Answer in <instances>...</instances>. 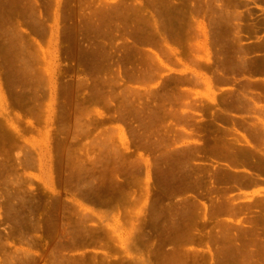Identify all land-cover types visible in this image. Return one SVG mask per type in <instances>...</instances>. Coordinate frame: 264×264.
<instances>
[{"label":"rangeland","instance_id":"rangeland-1","mask_svg":"<svg viewBox=\"0 0 264 264\" xmlns=\"http://www.w3.org/2000/svg\"><path fill=\"white\" fill-rule=\"evenodd\" d=\"M11 1L9 13L15 12L16 15L13 8L15 5L12 7V3L17 4L18 0ZM19 1L21 4L23 0ZM36 1L41 5L39 6L41 19L46 20L45 32L35 28L32 15L28 12L24 15V11L21 13L23 7L20 13H18L20 10L17 11V20L16 18L14 20L20 23L24 37L29 35L28 40L30 38L37 40L34 47L28 49L32 61L30 64L34 68L32 70L36 71L30 72L33 77L31 75L29 79L28 72L23 75L28 77L22 79L23 71L20 69L21 72L18 71L19 74L17 72L21 77L20 81L26 84L24 89L23 83L22 86L19 84L20 81L18 84L21 88L17 86L16 80L19 78L15 71L10 70L15 66L16 59H13L14 61L11 59L14 55L17 56V53H14L17 42L21 44V39L17 38L18 35L14 36L15 32L11 34L12 31L10 36L7 35L10 37L9 40L1 35L3 29L12 23L7 22L8 15L6 22L3 20L5 24L1 22L6 17L4 13L1 19L3 11H0V25L4 24V27L0 26L2 28L0 43L7 44L4 49L16 47L15 50L12 49L13 56L9 54V50L2 48L3 53L0 49L2 55L5 54L7 57L11 55L12 57L8 59L13 61L5 64L7 59L3 63L2 61L3 57H6L0 58L2 60L0 131L4 132V135L0 133V264H59L60 260H63L61 263L64 264L70 263L71 260H78L80 264H220L221 256L225 257L221 264H232L227 257H232L233 244L229 241L237 232L238 226L234 225L236 222L244 223L246 227L247 241L243 244L241 256L244 257L245 252L246 255L250 254L251 250L256 253L261 250L263 254L264 0H228L229 2L223 0L217 3V0H175L179 4H184H180V7L173 0L176 3L175 9L182 8L183 12L186 11L187 14L192 12L196 16L193 24L183 25L182 33L188 31L193 39L191 42L197 47L196 52L194 49V52L192 49L191 52L190 45L188 47L189 43L184 37L176 44L168 42L167 46L164 45L165 48H176L180 52L175 59L172 58L175 60L173 61L168 60L162 50L164 46L159 44L161 47L159 48L155 41L146 44L150 54L152 52L153 56L154 53L162 55L160 56L162 61L155 57V61L151 62L155 63L153 64L155 66L150 64L152 77L146 80L140 78L130 83L133 92L135 91L133 95L135 103L143 106L149 104L152 111L158 106L159 110L164 107L168 111L166 108L169 109L173 103L175 112L179 110L175 113L173 108H170L175 115H169L164 110L161 112L156 110L160 112L161 117L165 112L168 118L165 116L164 121L161 117L155 118L156 125L150 128L148 140L143 138L145 127L140 124V119L135 114H125V117L122 113L118 106L119 98L109 105L108 102L98 100L99 96H95L92 86L95 79L102 80L103 77H108L111 71L105 70V62L108 61L99 63L97 55L95 56L91 49L95 48V45L98 47L101 40L106 41L111 49H116L120 45V34L111 39L109 36L115 35L116 23L120 25L122 23V8L116 9H120L123 0H61L58 11L60 31L54 38L50 29L56 26L54 4L56 0ZM124 1L131 4L142 2L145 7L137 12H141L142 17L143 14L146 17L150 16L152 23L154 17L157 18V22L161 21L160 16L154 14V7L167 6V3L166 5L164 3L171 2V0ZM224 2L225 5L228 2L231 12L238 11L241 19L231 18L229 21L221 19L228 15L218 14L215 6ZM20 4L16 5L18 9ZM14 14L13 16L9 14L13 17L10 21L14 19ZM130 15L132 22V18L141 14L133 12ZM90 19L95 23L101 19L102 28H107V32H110L108 37L105 35L103 38V33L100 36L98 33L102 31H95L89 25ZM140 25L151 30L147 23ZM235 26H239V30L235 29ZM193 33L199 35L195 37ZM4 37L9 45L12 44L11 46L7 41H3ZM161 51L164 53L161 54ZM37 59L42 63L40 61L38 63ZM18 62L20 61L16 63ZM19 64L16 66L19 67ZM40 64L44 65L43 68ZM18 67L14 69L18 70ZM44 69L43 75H47L49 79L43 80L44 76L39 75L42 74L40 70ZM155 69L158 70L155 72ZM222 69L227 76L223 74ZM225 76L231 78L226 80ZM87 79H90L92 85L82 87V83ZM182 79L183 81H180ZM53 82L57 83L55 101H51L54 97L51 92ZM185 91L189 93L185 95ZM242 94L244 99H241ZM174 96L177 99L173 101ZM35 99L37 101L33 102ZM40 102L42 105L38 104ZM34 104L45 108L39 106L41 110L36 105V109ZM83 108L93 110L97 108L104 112V116L94 112L89 119L85 113H81L84 111ZM32 109L39 110L34 113L31 112ZM39 111L41 114L46 113L45 116H41ZM227 114H231L233 118L226 117ZM121 127L125 129L129 139L128 149L119 136ZM243 127L245 131L239 130ZM112 131L114 134H110ZM109 142L124 150V154L122 153L124 156L121 158L126 157L124 159H127L126 163L130 160L135 162L141 160L144 164V161L149 159L151 178L148 184L145 164L140 166V162L139 164L137 162L134 164L136 167L124 164L116 171L120 179L125 181L127 178L126 189L132 194L127 199L129 201L119 199L121 189L113 186L114 175L110 170L115 167L114 163L121 159H117L120 158L118 154L117 157L115 152L108 150V147H111L108 145ZM230 144L236 145L232 147L234 149L237 147V150L228 147ZM218 146L220 149L227 146L235 153L228 151L229 154L226 151L227 154L224 156H217L214 148ZM241 147L244 149L241 150ZM234 154L239 156V159L245 158V165L232 162ZM226 164L232 167L231 172L226 170ZM185 171H189L191 176L204 177L194 186L195 188L185 189L186 181L182 180L186 176ZM257 175L262 180L258 184L253 181L251 183L249 180H253ZM177 177L180 181L175 180ZM97 180L103 182V187L94 188L95 190H91L90 195L86 197L84 182L90 181L95 187ZM220 193L229 195L220 196ZM219 202H230L238 210L232 214L225 208L216 209ZM80 209L85 215V220L82 216L80 218ZM240 211L244 213L237 215ZM219 212L228 213L221 214L223 216L219 220L218 217H214ZM225 218L229 219L231 226L228 225L227 229V243L220 244L214 235L224 232L221 223ZM81 224L86 226L87 236L90 237H85L78 247L72 242L73 245L68 246L71 238L66 234L67 226L74 230ZM218 226L221 230H218ZM251 226L254 227L253 231L250 230ZM188 227L195 230L192 231ZM179 228L182 230L188 228L196 240L194 238L195 241L179 243L175 237ZM91 231L94 233L93 236L90 234ZM123 239L127 240L126 243H123ZM251 239L255 243L250 244ZM260 240L263 245L260 244ZM237 244L241 246L239 242ZM222 245L223 250L220 254ZM10 258H13V263L9 262ZM246 259L248 261L247 256ZM241 261L237 260L236 263L242 264Z\"/></svg>","mask_w":264,"mask_h":264},{"label":"bare ground","instance_id":"bare-ground-1","mask_svg":"<svg viewBox=\"0 0 264 264\" xmlns=\"http://www.w3.org/2000/svg\"><path fill=\"white\" fill-rule=\"evenodd\" d=\"M9 1H11V0H0V6H1V8H0V11H3V12H1L2 14V16H1V19L3 18V16L5 15V17H6V19L4 18V19H2V21L1 22H3L4 23V21L6 22V20H7V15H8V20H7V22L10 24V22L14 25H5L6 27H5V29H3V31H2V33H1V35L2 36H6V38H8V40H9V38L10 37H7V35H9L10 36V33H11V31H12V33L11 34H13L14 32V36H17V38L19 37V40L21 41V44L20 43H18L17 42V49H16V47L15 48H13V47H11V48H5V49H7L6 51H8L9 52V54H11L12 56H13V54L12 53H14V51L12 50V49H16V51H15V53L14 54H16L17 53V56L16 55H14L13 57L14 58H12L11 60H15L16 62L17 61H20V62H18V63H20L19 64V67L18 66H16L18 63H14L15 64V66L16 67H18V70H15V69H17L14 65H13V63H12V65L14 66V68L13 69H10L12 72H14L15 74H16V76H18V74H19V72L18 71H20L21 72V70L23 71V72H21V73H23L22 74V76L23 75H25V74H27L28 72H29V74H27V75H29V79H30V76L31 77H33V74H31L30 75V72L31 71H33L32 69H34L32 66V64H30L32 61H31V58L29 57V54H28V49L32 46V47H34V44H35V42H37V40L35 39V38H30V40H28L29 38V35H28V37H24V35H23V33H21V27H20V23L19 22H15L14 20H15V18H16V16H17V11H19L18 13H20L21 12V8L23 9L22 10V12L21 13H23V11H24V15H26V13L28 12L30 15H32L31 16V19H33V23L36 25V27L35 28H38V31L40 30V31H43V32H45V30H47V26L45 27V18H44V20L43 19H41V12H40V7L39 6H41L36 0H31V1H27V2H25V0H23L24 1V3H23V1L21 2V4H23V5H21L19 2V0H18V2H17V0L15 1V2H17V4L15 3L14 4V2L12 3L13 5H12V7L15 5H19L20 4V9H18V7H17V9H16V7L14 6L13 8H15L14 10L16 11V15L14 14V13H12V14H14L15 15V17H14V19L13 20H11L10 21V19H12L13 17V15L11 14V13H9L10 12V7H9V4H11V3H9ZM14 1V0H13ZM175 1V0H174ZM174 1L173 0H171V2H170V4L166 1L165 2V0L164 1H162V2H165L164 4L166 5V3H167V6H169V9L171 8L170 6H172V7H175L176 6V3L179 5V7H180V4H179V2H176V3H174ZM223 0H217L216 1V3L217 2H222ZM224 1H228V0H224ZM12 2V1H11ZM52 2V1H51ZM156 2V1H155ZM229 2V1H228ZM228 2H226V5H227V3ZM19 3V4H18ZM47 3V2H46ZM53 3V2H52ZM51 3V4H52ZM60 3H61V0H56V1H54V4L56 5V17H55V22H56V26H55V28L52 26L51 27V32H52V37L54 38V37H56V35H59V29H60V27H59V13H58V11H59V7H60ZM122 4H120V9H116V10H121V8H122V11H121V15H122V17L121 16H118V17H121L122 18V23H121V25L120 24H118V23H116V25L117 26H115L114 28H116L115 29V35L113 36L112 34H110V35H112V36H109L110 37V39L112 38V37H116L117 35H119L120 34V39H121V41L119 42L120 43V45L118 46V47H116V49H111L110 47H108V43L106 42V41H103V40H101V39H99V40H101L100 41V43H98L99 45H97L98 47H96V45H95V48H93V49H91V52H93L94 54H95V56L97 55V59L99 60V63H102V62H104V61H108V62H105L106 64H105V67H106V69L105 70H107V71H111L110 72V75L108 76V77H103L102 78V80H98V79H95L94 80V82H92V83H94L93 85H92V83H91V81H90V79H87V80H85L83 83H82V87H87V86H90V85H92L94 88V90H95V96L97 97V96H99L98 97V100H100V101H105V102H108V104L109 105H112V102H113V100H116V98H119L118 100L120 101V105H118L119 106V108H120V110L122 111V113L125 115V114H135V116L136 117H138L139 119H140V124L142 125V127L144 128L145 127V136H143V138L145 137V139L146 140H148L147 138L150 136V128H152L153 127V125L155 124L156 125V123H154V121H156V119H159L161 116H160V112L162 111V110H164L165 112H167L169 115H172V114H174V112H175V106L173 105V103H172V101H170V103H172V105H170L171 107H169V109L170 108H173L172 110L174 111L173 113L171 112V109L169 110L168 108H166L168 111H166L165 109H164V107H163V105H162V107H163V109L161 108L160 110L158 109V107L156 108V110L158 111H160L159 113L155 110V108L153 109V111H152V108L151 107H149L147 104V106L145 105V106H143V105H139V104H137V103H135V99L133 98V95H134V92H133V89H132V86L130 85V83L132 82V81H135V80H138V79H144L145 78V80H146V78H150V77H152V72H151V68H150V64H151V62H154L155 61V57H157V59H159L160 61H162V59L160 58V56H162V55H158V53H154V55L155 56H153V53L151 52V54H150V52H149V49L146 47V44L147 43H150V41L152 42V41H155V44H156V46L157 45H161V46H164V45H166L168 42H171L170 40H172V42L174 43V44H176L177 42H180V38H182V37H184L185 39H186V42L187 43H189L188 44V47H189V45H190V49L189 50H195V52H196V47H195V45H194V43H192L191 41L193 40L191 37V35L189 34V32L187 31L186 33H182V28H183V25H187V24H192V22H190V20H188V19H186V20H184V19H182L181 21H180V24L181 25H179V26H181V27H179V29H181V31H178V32H173L172 31V27H171V30H170V33L172 34V32L174 33V34H176V35H172L171 36V34H168V32L167 31H169L167 28H166V26L168 25V23L166 22V20H165V25H163V26H165V28L167 29V31H166V29L164 28V27H160L159 25H160V23H161V26H162V24H164L163 22H164V19H161V21H160V23H159V21L157 22V20L155 19V17H154V21H153V23L151 22V20L149 19L150 18V16L148 17H146L145 16V14H143L144 16L142 17V13L140 12V11H142V9H144V5H142L141 3H136V4H134V3H128L127 1H124L123 0V2H121ZM163 3H162V5H164ZM169 4V5H168ZM186 4V3H185ZM119 5V4H118ZM117 5V6H118ZM122 5V6H121ZM181 5H184V4H181ZM218 5H219V7H218ZM224 5V6H223ZM226 5H225V2H224V4H216V10H217V12H218V14H225V15H228V16H226V17H221V19H226L227 21H229L231 18L232 19H235V20H239V18L241 19V14L238 12V11H233V12H231V10H229V8H228V5H227V8H226ZM44 6V5H43ZM116 6V7H117ZM165 7V6H163V7H165L166 9L168 8V7ZM186 6H187V4H186ZM207 6V5H206ZM51 7H54V6H51ZM115 7V6H114ZM161 7V6H160ZM179 7H177V8H179ZM183 8H184V6H182ZM235 7V6H234ZM48 9V8H47ZM103 9H104V7H103ZM106 9V8H105ZM111 9V8H110ZM146 9V8H145ZM165 9V10H166ZM168 9V10H169ZM187 9V8H186ZM13 10V11H14ZM107 10V9H106ZM138 10H140L139 12L140 13H138L137 11ZM164 10V11H165ZM173 10V9H172ZM176 10H178L177 11V13H179V14H181L182 12H183V9L181 8V10H180V8L179 9H176ZM39 11V12H38ZM108 11V10H107ZM147 11V10H146ZM181 13H180V12ZM133 12H136L137 13V15H139V14H141V15H139L138 17H135V18H132L133 19V21L131 22L130 21V17L132 16V15H130V14H133ZM144 12V11H143ZM163 11H161V13H162ZM176 11H174V13H175ZM184 12H186V11H184ZM182 13V14H184V16L186 17L188 14H187V12L186 13ZM5 13V14H4ZM10 15H12V16H10ZM160 13V12H159ZM167 13V12H166ZM189 13V12H188ZM4 14V15H3ZM115 14H116V12H115ZM135 14V13H134ZM190 14V13H189ZM23 15V14H22ZM30 15H29V17H30ZM171 15V14H170ZM176 15V14H175ZM178 15V14H177ZM136 16V15H135ZM11 17V18H10ZM22 17V16H21ZM24 17V16H23ZM33 17V18H32ZM166 17V16H165ZM178 17V16H177ZM176 17V18H177ZM188 17V16H187ZM191 17V16H190ZM219 17V16H218ZM18 18H20V17H18ZM43 18V17H42ZM91 18V17H90ZM91 19H95V18H91ZM89 20V22H90V26L92 27V28H94L95 29V31L97 30V32H99V31H102V32H100V33H98L100 36L102 35L101 33H103V38L105 37V35H107L106 37H108V34L110 33V32H107V28L106 29H103L102 28V22H101V19H100V21L98 22V20L96 21V23L95 22H92V20ZM152 19V18H151ZM179 19H181V18H179ZM220 19V18H219ZM4 20V21H3ZM16 20H17V18H16ZM43 20V21H42ZM103 20V19H102ZM108 20V19H107ZM160 20V19H159ZM162 20H163V22H162ZM14 21V22H13ZM105 21V20H104ZM129 21L131 22V23H129ZM177 22H178V20H176ZM0 22V23H1ZM16 23V24H15ZM19 23V24H18ZM141 23H143V24H148L147 26H150L151 27V30L150 29H148V27H141ZM150 23H152V24H150ZM166 23H167V25H166ZM5 24V23H4ZM4 24H1V25H3V27H4ZM18 24V25H17ZM33 24V26H35ZM177 24V23H176ZM179 24V23H178ZM177 24V25H178ZM0 25V26H1ZM51 25V24H50ZM111 26V25H110ZM20 27V28H19ZM177 27V28H178ZM164 28V29H163ZM235 29H238L239 30V26H235L234 27ZM1 30H2V28H0ZM32 29H33V27H32ZM109 29V28H108ZM189 29V28H188ZM203 29H204V27H203ZM234 29V30H235ZM0 30V31H1ZM19 30H20V32H19ZM35 30V29H34ZM88 30V29H87ZM90 30V29H89ZM92 30V29H91ZM183 30H184V28H183ZM37 31V30H36ZM94 31V30H93ZM94 31V32H95ZM237 31V30H236ZM90 32V31H89ZM205 32V31H204ZM47 33V32H46ZM112 33V32H111ZM239 33V32H238ZM5 34V35H4ZM97 34V33H96ZM97 34V35H98ZM114 34V33H113ZM194 35H196L195 37H197V35H199V34H197V33H193ZM98 35V37H100ZM205 35H206V32H205ZM43 36V35H42ZM88 36V35H87ZM92 36V35H91ZM194 37V36H193ZM199 37V36H198ZM5 38V37H4ZM3 38V41L5 42V41H7V39L5 40ZM192 39V40H191ZM99 40H98V42H99ZM184 40V39H183ZM12 41V40H11ZM10 41V42H11ZM19 41V42H20ZM174 41H176V42H174ZM1 43H3V42H1ZM0 43V45H2ZM7 43H8V41H7ZM11 43H13V42H11ZM16 43V42H15ZM30 43V44H29ZM97 43V42H96ZM10 43H8V45H9ZM32 44V45H31ZM4 45V46H3ZM2 45V47L0 48L1 50H2V48L4 49V47H5V45H7L6 43H4ZM12 45V44H11ZM11 45H9V46H11ZM14 45V44H13ZM19 45H21V46H19ZM160 45H159V48H161L160 47ZM169 45V44H168ZM19 46V47H18ZM167 46V45H166ZM191 46L193 47V48H191ZM241 47V46H240ZM20 48V49H19ZM4 49V50H5ZM19 49V50H18ZM1 50H0V54L2 53L1 52ZM17 50H18V52H17ZM162 50L166 53L165 55H167V57H168V60H173V61H175L174 59H175V57H177V55H179L178 53H180L179 52V50H177L176 48H171V47H169V49H167V48H165V46H164V49H163V47H162ZM192 50H191V52H192ZM194 50H193V52H194ZM3 51V50H2ZM13 51V52H12ZM20 51V52H19ZM163 51H161V54H163L164 52ZM31 52V51H30ZM3 53H4V51H3ZM2 53V54H3ZM186 53V52H185ZM1 54V57L0 58H2L3 56H5L6 58H4L3 57V61L0 59V63H1V61H2V63L4 62V60L5 59H7V60H5L7 63H5V64H8L9 62L8 61H11V60H9L12 56L10 55L9 57H7L5 54L4 55H2ZM90 54H92V53H90ZM190 54V53H189ZM7 55H8V53H7ZM164 55V56H165ZM185 55V54H184ZM183 55V56H184ZM186 55H187V53H186ZM243 55V54H242ZM15 56L17 57V58H15ZM92 56V55H91ZM188 57H189V55H187ZM20 57V60H18V58ZM9 58V59H8ZM40 58V57H39ZM172 58H174V59H172ZM179 58V57H178ZM41 59V58H40ZM40 59H37V62L38 61H40V63H42L41 62V60ZM188 59V58H187ZM13 60V61H14ZM193 60V59H192ZM13 61H11V62H13ZM179 61V60H178ZM177 62V61H176ZM39 63V62H38ZM157 63V62H156ZM178 63V62H177ZM224 63V62H223ZM5 64H3V65H5ZM153 64H155V63H153ZM153 64H151V65H153ZM9 65H11V64H9ZM32 65V66H31ZM41 65V64H40ZM43 65V64H42ZM42 65H41V67H42ZM103 65V64H102ZM36 66H37V63H36ZM39 66V65H38ZM44 66V65H43ZM153 66H155V65H153ZM157 66V65H156ZM243 65H241V67H242ZM2 67V66H1ZM11 67V66H10ZM9 67V68H10ZM29 67H30V70H29ZM40 67V66H39ZM223 67V66H222ZM225 67H227V66H225ZM3 68V67H2ZM43 68V67H42ZM97 68V67H96ZM95 68V69H96ZM99 68V67H98ZM100 68L101 69H103V67L102 66H100ZM231 68V67H230ZM21 69V70H20ZM41 69V68H40ZM159 69V68H158ZM157 69V70H158ZM48 70V69H47ZM156 69H155V72L157 71ZM35 71V70H34ZM33 71V72H34ZM96 71V70H95ZM153 71H154V69H153ZM222 72H223V74H226V73H224L225 71L222 69L221 70ZM17 72H18V74H17ZM25 72V73H24ZM32 72V73H33ZM36 72V71H35ZM42 72V74H39V75H41V77L42 76H44L43 75V73L45 72V69L42 71V70H40V73ZM230 72V71H229ZM13 73V74H14ZM101 73V72H100ZM10 74V73H9ZM12 74V75H13ZM45 74V73H44ZM47 74V73H46ZM49 74V73H48ZM222 74V75H223ZM21 75V74H20ZM26 75V77L25 76H23L22 77V79L25 77V78H27L28 76ZM100 75V74H99ZM10 76H11V74H10ZM35 76V75H34ZM47 75H45L44 76V78H42L43 80H46L48 77H46ZM226 76H227V74H226ZM225 76V77H226ZM243 76V75H242ZM12 77V76H11ZM40 77V76H39ZM224 77V76H223ZM18 78H19V80L17 79L16 80V83H17V86H19L20 87V85L22 86V84L21 83H23V88L22 89H24V87H26V86H24V85H26L25 83H24V81H20V78L21 77H19L18 76ZM231 77H226L225 79L226 80H229ZM21 79V80H22ZM41 79V78H40ZM39 79V80H40ZM41 79V80H42ZM49 79V78H48ZM25 80V79H24ZM19 81H20V83H19ZM26 81V80H25ZM54 81V80H53ZM180 81H183V79L182 80H180ZM50 82V81H49ZM15 83V84H16ZM20 85H19V84ZM48 83V82H47ZM51 84V83H50ZM30 85V84H29ZM16 86V87H17ZM28 86V85H27ZM31 86V85H30ZM105 87H107V88H105ZM21 88V87H20ZM50 88L51 87H49V90H50ZM80 89V88H79ZM119 89V90H118ZM34 90V89H33ZM93 90V91H94ZM51 92L54 94V97H52V100L51 101H55L56 100V97H55V95H56V93H57V83H55V82H53L52 83V90H51ZM164 92V91H163ZM179 92V91H178ZM186 92V91H185ZM51 93V94H52ZM98 95H97V94ZM189 93V92H188ZM187 92L186 93H184L185 95H187L188 94ZM136 94V93H135ZM180 94V93H179ZM243 95L244 94H242V98L241 99H244L243 98ZM170 97L172 96V95H169ZM168 96V98L170 99V97ZM167 97V96H166ZM181 97V96H180ZM29 98V97H28ZM174 98H175V96H174ZM173 97H172V100L174 101V100H176L177 98H175L174 99ZM182 99H183V97H181ZM32 99H34V97H32ZM37 99H39V98H37ZM138 99V98H137ZM145 99V98H144ZM29 100V99H28ZM31 100V99H30ZM248 100V99H247ZM35 101H37L36 99L35 100H33V102H35ZM39 101V100H38ZM166 101V100H165ZM179 101V100H178ZM178 101H176V102H178ZM235 101V100H234ZM243 102H245L244 100H242ZM253 101H255V100H253ZM229 102V101H228ZM54 103V102H53ZM52 103V112H53V109H54V104ZM104 103V102H103ZM169 103V102H168ZM175 103V102H174ZM180 103V102H179ZM178 103V104H179ZM230 103V102H229ZM38 104H40V105H42V103L40 102V103H38ZM38 104H36V105H38ZM35 105V104H34ZM36 105L34 106V108H36L37 109V107H36ZM40 105H38V108H39V106ZM185 105V104H184ZM31 106V105H30ZM174 106V107H173ZM180 106H181V103H180ZM41 107V106H40ZM117 107V106H116ZM42 109H44L43 107H41ZM41 108H39V109H41ZM90 108V107H89ZM89 108H83V110L84 111H81V113L83 112V113H85V115H86V117L87 118H89V119H91L92 118V116L94 115V112L95 113H98V115L99 116H104V112L103 111H101V110H99V109H94L93 110V108L92 109H89ZM160 108V107H159ZM228 108V107H227ZM254 108V107H253ZM36 109H32V111L31 112H34V113H37L38 112V110H36ZM41 109V110H42ZM257 109V108H256ZM34 110H36V112L34 111ZM40 110V111H41ZM222 110V109H221ZM39 111V114H41V112ZM163 111V112H164ZM177 111H179V110H177ZM175 112V113H178V112ZM258 111V110H257ZM262 111V110H261ZM264 111V110H263ZM127 112V113H126ZM153 112V113H152ZM162 112V113H163ZM164 112V114L162 115L163 117H161L162 119H163V121H164V117L166 116V113ZM33 113V114H34ZM121 113V114H122ZM45 114L46 113H44V112H42V114H41V116H45ZM167 114V115H168ZM264 114V113H263ZM123 115V116H124ZM175 115V114H174ZM179 115V114H178ZM178 115H176V116H178ZM187 115V114H186ZM39 116V115H38ZM55 116V115H54ZM53 116V117H54ZM125 117H126V115H125ZM167 117V116H166ZM171 117V116H170ZM226 117H228V118H230V119H232L233 118V116L231 115V114H227L226 115ZM244 117V116H243ZM133 118V117H132ZM156 118V119H155ZM168 118V117H167ZM148 119V120H147ZM180 119V118H179ZM219 119V118H218ZM82 120V119H81ZM85 120V119H84ZM262 120H263V118H262ZM159 121V120H158ZM254 124V123H253ZM161 125H163V124H161ZM258 125V124H257ZM264 125V124H263ZM256 126V125H255ZM259 126V125H258ZM87 127H88V125H87ZM255 128V127H254ZM147 129V130H146ZM5 130V129H4ZM152 130V129H151ZM157 130V129H156ZM3 131V130H2ZM226 131H230V130H227L226 129ZM251 131V130H250ZM113 133H111L110 132V134H114V131H112ZM257 132V131H256ZM259 132V131H258ZM0 133H1V135L4 133V132H1L0 131ZM138 133H140V132H138ZM181 133V132H180ZM185 133V132H184ZM118 134V133H117ZM142 134V133H141ZM141 134H139L140 136H141ZM142 134V135H143ZM182 134V133H181ZM230 134V133H229ZM4 135V134H3ZM185 135V134H184ZM6 136V135H5ZM113 136V135H112ZM112 136H109L110 138L112 137ZM119 136H120V138H121V140H122V143H123V145L125 146V148L126 149H128L129 148V139H128V136H127V133H126V131H125V129L123 128V127H121L120 128V131H119ZM2 137V136H1ZM50 137V136H49ZM142 137V136H141ZM15 139V138H14ZM18 139V138H17ZM113 139V138H112ZM111 139V140H112ZM152 139V138H151ZM16 140V139H15ZM140 140V139H139ZM225 140V139H224ZM233 140H235V139H233ZM237 141V140H236ZM16 142V141H15ZM108 142V141H107ZM230 143V142H229ZM13 144V143H12ZM139 144V143H138ZM219 144V143H218ZM238 144V143H237ZM15 145H17V143L15 144ZM106 145V144H105ZM108 145H111V143L109 142V144ZM107 145V146H108ZM113 145V146H112ZM111 145V147L109 146L108 147V150H112L113 152H115L114 154L117 156V154H118V156H120V158H117V159H121V160H119L118 162H115L114 163V166L115 167H113L112 168V170H110L112 173H113V177H112V183H113V186H115V187H118V188H120L121 190H120V193H119V199L120 198H122V199H124V201H126L132 194H131V192L130 191H128L127 189H126V184H127V178L125 179V181L123 180V179H120L119 177H118V175L116 174V173H118V172H116L118 169H121L122 167L121 166H123L124 164H125V166H128V165H130L131 167L132 166H135L136 164H137V162H138V164H139V162H140V166H144V164H145V166H146V178H147V184L149 183V180H150V178H151V171H150V164H149V159H146L145 161L144 160H142V161H144V164L141 162V160L140 161H137V162H135V161H132V160H130V161H127V163L125 162L126 160H124L126 157H124L123 159L121 158V157H123L124 155V150L122 151V149H119V146H117V145H115V144H112ZM115 145V146H114ZM220 146V145H219ZM228 146V145H227ZM222 147L223 149H224V151H225V154H227V153H229L230 154V152H228V151H233V150H237V147L234 149L232 146H234V145H232L231 146V144H230V146H228V147H231V148H233V150L231 149V148H228V147ZM236 146V145H235ZM234 146V147H235ZM49 148H51V147H49ZM244 148L243 147H241V150H243ZM251 149V148H250ZM226 151H227V153H226ZM237 152V151H236ZM239 152V151H238ZM237 152V153H238ZM260 152V151H259ZM43 153V152H42ZM41 153V154H42ZM51 153V152H50ZM109 153V152H108ZM123 153V154H122ZM233 153H235L234 151H233ZM232 153V154H233ZM247 153V152H246ZM248 153H249V151H248ZM76 154V153H75ZM120 154H122V156L120 155ZM195 154V153H194ZM114 155V156H115ZM180 155V154H179ZM224 155V154H223ZM117 156V157H118ZM116 158V157H115ZM187 158V160H188V157H186ZM240 157L239 156H237V155H232V162H234L235 164H237V163H241L242 165H245V158L244 159H239ZM190 159V158H189ZM252 159V158H251ZM125 162V163H123V161ZM136 160V159H135ZM98 161V160H97ZM119 162H122V163H119ZM263 162V161H262ZM217 163V162H216ZM116 164V165H115ZM135 164V165H134ZM143 164V165H142ZM138 165V166H139ZM188 165V164H187ZM217 165V164H216ZM225 165V164H224ZM257 165V164H256ZM121 167V168H120ZM136 167V166H135ZM232 167L228 164H226V170L228 171H230V169H231ZM90 169V168H89ZM205 169V168H204ZM220 169H222V168H220ZM225 169V168H224ZM123 170V169H122ZM137 170V169H136ZM5 171V170H4ZM119 171V170H118ZM191 171V170H190ZM226 171V172H227ZM1 172V171H0ZM185 172H187V171H185ZM231 172V171H230ZM192 173V172H191ZM216 174H217V172H215ZM228 173V172H227ZM250 173V172H249ZM196 174V173H195ZM227 175V174H226ZM231 175V174H230ZM185 176V175H184ZM214 176H215V174H214ZM228 176V175H227ZM233 176V175H232ZM251 176V175H250ZM202 177H204L203 175H202ZM202 177H200V175H196V176H191V174L189 173V171L186 173V176L184 177V179H182L184 182L186 181V184L184 185L185 187V189H189V188H192V187H194L195 185H197L198 184V182L201 180V178ZM211 177V176H210ZM216 177H217V175H216ZM224 177V176H223ZM226 177V176H225ZM253 177V176H252ZM85 178V177H84ZM105 178V177H104ZM172 178H174V177H172ZM183 178V177H182ZM215 178V177H214ZM219 178H222V177H219ZM177 179H178V177L175 179L176 181H177ZM179 179H180V176H179ZM178 179V180H179ZM90 180V179H89ZM181 180V179H180ZM179 180V181H180ZM212 181H213V176H212V179H211ZM219 180H221V179H219ZM260 180H262V178L261 177H259L258 175L256 176V177H254L253 178V180H249V181H251V183H252V181L253 182H257V184H258V182H260ZM101 181V180H100ZM99 181V182H100ZM176 181H175V183H176ZM97 182V184H95V187L93 186L94 184L92 183V182H90V181H85L84 183H85V192H84V194L86 195V197L87 196H89L90 195V193H91V190L93 191V190H95V189H100V188H102L103 186L102 185H104L103 184V182L101 181V183H99L98 182V180L96 181ZM165 182V181H164ZM206 182V181H205ZM211 182V181H210ZM168 183V182H167ZM214 183V182H213ZM21 184V183H20ZM80 184V183H79ZM93 184V185H92ZM212 184V183H211ZM213 185V184H212ZM77 186V185H76ZM168 186V185H167ZM206 186V185H205ZM214 186V185H213ZM212 187V186H211ZM95 188V189H94ZM170 188V187H169ZM178 188V187H177ZM195 188V187H194ZM216 188H217V185H216ZM219 188V187H218ZM217 188V189H218ZM215 189V188H214ZM82 190V189H81ZM216 190V189H215ZM118 191V190H117ZM221 191V190H220ZM81 192H83V191H81ZM90 192V193H89ZM222 192V191H221ZM99 193V192H98ZM217 194V193H216ZM104 196V195H103ZM222 196V195H221ZM227 197V196H226ZM122 199L120 200V201H122ZM127 201H129V200H127ZM190 201V200H189ZM216 201V200H215ZM231 201V200H230ZM198 202V201H197ZM65 203V202H64ZM124 203V202H123ZM228 203H230V202H228ZM227 203V204H228ZM8 204V203H7ZM125 204V203H124ZM155 204V203H154ZM214 204V203H213ZM231 205H232V203H230ZM195 205H196V203H195ZM190 206V205H189ZM82 207V206H81ZM199 208V207H198ZM218 208V207H217ZM38 209V208H37ZM77 210H78V207L76 208ZM198 210V209H197ZM49 211H50V209H49ZM72 211V210H71ZM76 211V210H75ZM80 211H81V215H80V218H81V216H82V218L84 219L85 217V215H83V213H82V209H80ZM12 218V217H11ZM66 218V217H65ZM72 218V217H71ZM175 218V217H174ZM28 219V218H27ZM69 220V219H68ZM85 220V219H84ZM260 220V219H259ZM19 221V220H18ZM47 223V222H46ZM39 225V224H38ZM176 226H179V225H176ZM176 226H175V228H176ZM185 227V226H184ZM73 228V227H72ZM190 230H195V229H192V228H190V227H188ZM187 228V230L188 231H186L187 233H184L185 232V230H186V228H185V230H182V231H184V232H181V231H179V232H177L179 235H180V232H181V234L183 233V235L185 236V237H187L188 239L190 238V237H188V236H191V237H194L193 236V232L192 231H190L189 229ZM194 228H196V227H194ZM226 228V227H225ZM102 229V228H101ZM178 229V228H177ZM180 229V228H179ZM184 229V228H183ZM227 229V228H226ZM253 229V228H252ZM63 230H65V229H63ZM97 230V229H96ZM103 230H104V228H103ZM66 234H68V235H70V243L68 244L67 242V244H68V246L69 245H73V244H75V245H77V247H78V245L80 246V243H82L81 241L82 240H84L85 239V237H90V235L89 236H87L88 235V230H87V228H86V226H83L82 224H81V226H79L78 228H75L74 230L72 229L71 230V228L69 229L68 228V226H67V228H66ZM65 231H63V232H65ZM192 232V233H191ZM93 232L91 231L90 232V234L93 236V234H92ZM190 233V234H189ZM189 234V235H188ZM183 235L181 236V237H183ZM188 235V236H187ZM91 236V237H92ZM178 236V235H177ZM63 237V236H62ZM176 237V236H175ZM201 237V236H200ZM95 238V237H94ZM148 238V237H147ZM184 238V237H183ZM195 238V237H194ZM261 238V237H260ZM146 239V238H145ZM188 239H186V242L188 243ZM196 239V238H195ZM126 240V239H125ZM124 239H123V243H126V241H125ZM184 240H185V238H184ZM188 240V241H187ZM191 240V242L193 241V238L192 239H190ZM259 240V239H258ZM183 241V239L180 241V242H182ZM252 241L254 242V240L252 239ZM261 241V240H260ZM71 242L73 243V244H71ZM178 242V241H177ZM179 242V243H180ZM184 242V241H183ZM182 242V243H183ZM64 243V242H63ZM77 243H79V244H77ZM185 243V242H184ZM255 243V242H254ZM65 244V243H64ZM250 244H253L252 242L250 243ZM257 244V243H256ZM261 245H263L262 244V242L260 243ZM260 244H258V245H260ZM66 245V244H65ZM67 246V245H66ZM70 246V247H71ZM251 246V245H250ZM62 247H64V245H62ZM261 247V246H260ZM264 248V247H263ZM260 249V248H259ZM183 250V249H182ZM66 251V250H65ZM252 251V252H251ZM250 252V255H254V252H253V250H251ZM264 251V250H263ZM63 252V251H62ZM175 252V251H174ZM176 252H177V250H176ZM195 252V251H194ZM193 252V253H194ZM61 253V252H60ZM178 253H179V251H178ZM178 253H175V254H178ZM185 253V252H184ZM186 253H188V252H186ZM180 254H182V253H180ZM8 255V254H7ZM183 255V254H182ZM5 256V255H4ZM59 256V255H58ZM64 258V257H63ZM225 258V257H224ZM232 258V257H231ZM250 258H252V257H250ZM249 258V259H250ZM258 258V257H257ZM246 259V258H245ZM256 259V258H255ZM10 261V263H13V258H10L9 259ZM71 260V259H70ZM247 260V259H246ZM245 260V261H246ZM61 261H63V260H60V263H61ZM72 261V262H71ZM70 261V263L72 264L73 262V264H76L77 262H78V264H80L79 263V261L78 260H71ZM22 262H23V260H22ZM67 262V261H66ZM69 262V261H68ZM94 262V261H93ZM59 263V264H60ZM70 263H68V264H70ZM95 263V262H94ZM228 263V262H227ZM61 264H64V262L63 263H61Z\"/></svg>","mask_w":264,"mask_h":264},{"label":"crops","instance_id":"crops-1","mask_svg":"<svg viewBox=\"0 0 264 264\" xmlns=\"http://www.w3.org/2000/svg\"><path fill=\"white\" fill-rule=\"evenodd\" d=\"M154 5L156 6V4L154 3ZM166 7V6H165ZM165 7H158V5H157V7H154V9H155V15H158V16H160L159 18H161V19H164V22H163V20H162V22L164 23V24H162V26H161V23H160V26L161 27H164L165 28V26H163V25H165V20H166V22L168 23V25H167V23H166V28L169 30V31H167V29H166V31L168 32V34H171L170 33V30H171V27L173 28L172 29V31L173 32H178V31H180V29H179V27H181V26H179V25H181L180 24V21L182 20V19H184V20H186V19H190L191 20V22H192V24H193V22H194V20H196V16H194V14L191 12L190 14H188L186 17L184 16V14H182L180 11V13L181 14H179V13H177V11L178 10H176L174 7H171L170 9H169V6H168V9H166ZM166 9V10H165ZM173 9V10H172ZM165 10V11H164ZM161 11H163L162 13H161ZM174 11H176L175 13H174ZM160 12V13H159ZM167 12V13H166ZM171 14V15H170ZM176 14V15H175ZM178 14V15H177ZM166 16V17H165ZM178 16V17H177ZM191 16V17H190ZM177 17V18H176ZM179 18H181V19H179ZM157 19V18H156ZM176 20H178V22L176 21ZM178 25H177V24ZM188 25H191V23L190 24H188ZM171 26V27H170ZM179 26V27H178ZM178 27V28H177ZM163 28V29H164ZM172 32V34H171V36L174 34ZM174 35H176V34H174ZM173 40V39H172ZM172 40H170L171 42H172ZM174 42H176V41H174ZM239 130H242V131H245V127H243V129H239ZM214 151L217 153V156H224L223 154H225V152L223 151V149H220V147L218 146V147H216V148H214ZM241 159H243V158H241ZM224 189H222V191H223ZM220 191V190H219ZM220 196L222 195V196H225V195H229L228 193H220L219 194ZM223 201V200H222ZM222 202H219L218 203V205H217V207H216V209H222V208H225V209H227L228 211H230L232 214L233 213H236L237 212V208H236V206L234 205V204H230V203H222ZM216 211V210H215ZM243 211H240V212H238V214L237 215H240L241 213H242ZM216 213V212H215ZM214 213V214H215ZM223 213H228V212H219V213H217V214H215L214 215V217H218V219L219 220H221L222 218H220V217H222L223 215H221V214H223ZM244 213V212H243ZM153 222H155V209H154V207H153ZM230 221H229V219L228 218H225V219H223L222 220V227L224 228V232L223 233H221L220 235L219 234H216V235H214V236H216L215 237V239L217 240V242H219L220 244L222 243V244H225V243H227V234H228V232H227V229H228V225L229 226H231L230 225V223H229ZM218 225H219V221H218ZM227 225V226H226ZM234 225H236V226H238V229H237V232H238V234H237V232L236 233H234L233 234V236L231 237V240L229 241V242H232V258H229V256L227 257V259H229V261H230V263H232V264H239V263H236L237 262V260H243V261H241V263L242 264H264V253L263 254H261V250L258 252V253H256V252H254V255H253V257L250 255V254H248L247 253V255H246V252H245V256L244 257H242L241 255H242V253H243V249H242V247H243V244L245 243V241H247L246 240V236H245V234H246V227H245V224L244 223H234ZM227 229H226V228ZM253 228V229H252ZM182 229V228H181ZM178 230V232L179 231H181L182 232V230ZM218 230H221V227L220 226H218ZM250 230L251 231H253L254 230V227L253 226H251V228H250ZM186 231H188V230H185V233H187ZM181 232H180V235L182 236V234H181ZM192 233V232H191ZM190 234V233H189ZM188 234V235H189ZM178 235V236H177ZM178 233L176 234V238L178 239V241L180 242L182 239H183V241L184 242H186V239H188L187 237H185V236H183L184 238H185V240H184V238L183 237H181ZM187 235V236H188ZM257 236H259V235H257ZM188 237H190L187 241L188 242H191V240L190 239H192L193 238V240H194V237H191V236H188ZM220 237V238H219ZM222 238V239H221ZM260 239V238H259ZM196 240V239H195ZM194 240V241H195ZM258 240V239H257ZM182 241V242H183ZM259 241V240H258ZM237 242H239V244H241V246L240 245H238L237 244ZM251 242L253 243V241H252V239H251ZM260 243H261V241H260ZM264 243V242H263ZM223 250V245H222V247H220V250H219V253L220 254H222V251ZM240 254V255H239ZM239 255V256H238ZM258 255V256H257ZM246 256H247V258H248V261L245 259L246 258ZM256 256L258 257V258H256ZM262 256V257H261ZM222 258H220V264L222 263V261L224 260V256H221ZM250 257H252V258H250ZM250 258V259H249ZM256 258V259H255ZM247 262H246V261Z\"/></svg>","mask_w":264,"mask_h":264}]
</instances>
